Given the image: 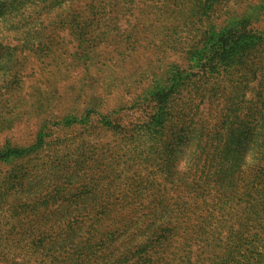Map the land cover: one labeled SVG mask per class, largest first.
<instances>
[{
	"label": "rangeland",
	"instance_id": "rangeland-1",
	"mask_svg": "<svg viewBox=\"0 0 264 264\" xmlns=\"http://www.w3.org/2000/svg\"><path fill=\"white\" fill-rule=\"evenodd\" d=\"M0 264H264V0H0Z\"/></svg>",
	"mask_w": 264,
	"mask_h": 264
},
{
	"label": "trees",
	"instance_id": "trees-1",
	"mask_svg": "<svg viewBox=\"0 0 264 264\" xmlns=\"http://www.w3.org/2000/svg\"><path fill=\"white\" fill-rule=\"evenodd\" d=\"M258 122H259V120L257 119V120H252V127L250 128V127H247V129H246V131L247 132H249L250 134H251V132H252V128H256V126L258 125ZM254 123V124H253Z\"/></svg>",
	"mask_w": 264,
	"mask_h": 264
}]
</instances>
